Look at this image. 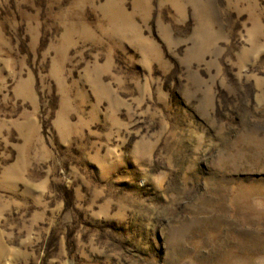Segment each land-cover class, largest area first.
I'll list each match as a JSON object with an SVG mask.
<instances>
[{"label": "rangeland", "instance_id": "1", "mask_svg": "<svg viewBox=\"0 0 264 264\" xmlns=\"http://www.w3.org/2000/svg\"><path fill=\"white\" fill-rule=\"evenodd\" d=\"M0 264H264V0H0Z\"/></svg>", "mask_w": 264, "mask_h": 264}]
</instances>
